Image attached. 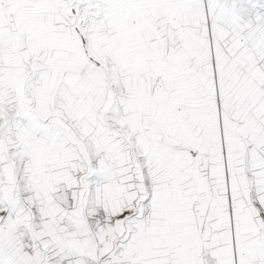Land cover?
<instances>
[{"label": "snow or ice", "instance_id": "6c2138e0", "mask_svg": "<svg viewBox=\"0 0 264 264\" xmlns=\"http://www.w3.org/2000/svg\"><path fill=\"white\" fill-rule=\"evenodd\" d=\"M0 264H264V0H0Z\"/></svg>", "mask_w": 264, "mask_h": 264}]
</instances>
